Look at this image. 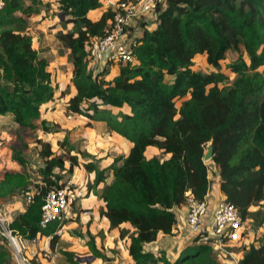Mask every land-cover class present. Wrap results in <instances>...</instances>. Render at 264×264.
<instances>
[{"label": "trees", "instance_id": "trees-1", "mask_svg": "<svg viewBox=\"0 0 264 264\" xmlns=\"http://www.w3.org/2000/svg\"><path fill=\"white\" fill-rule=\"evenodd\" d=\"M55 2L65 28L57 36L72 63L74 91L67 110L86 118L88 125L105 123L132 146L104 168L97 161L78 163L77 155L67 165L45 138H38L43 163L37 170L15 150L13 159L22 170L3 172L0 199L17 195L25 210L15 213L9 228L33 239L66 227L69 220L41 226L44 198L83 163L95 174L88 189L102 190L100 217L107 219V229L124 223L135 227L127 245L132 264H223L213 245L197 238L173 260L165 250L156 255L146 246L161 234H176V210L185 206L189 193L204 200L211 184L243 218L264 200V0H166L144 17L137 34L130 31L133 24L126 27L134 62L120 63L112 78H107L110 66L98 72L91 67L95 42L112 29V8L103 0ZM42 5V0H8L0 11V115L10 113L19 127L35 128V121H41L52 133L62 129L47 126L44 114L57 98V86L49 59L29 33L33 15L44 21ZM94 10L103 11L97 20L89 17ZM69 24L72 28L66 30ZM230 54L235 57L229 59ZM199 56L206 57L212 70L194 68ZM228 59L233 80L222 70ZM210 141L214 154L205 162ZM149 147L162 156L148 155ZM82 152V158L88 155ZM263 223L264 214L258 224ZM91 225L92 219L85 231L73 235L86 239L92 256L105 259ZM59 239L57 235L53 247ZM8 245L0 228V264H17ZM63 253L70 264H82L76 252ZM240 264H264V241L251 243Z\"/></svg>", "mask_w": 264, "mask_h": 264}, {"label": "rangeland", "instance_id": "rangeland-1", "mask_svg": "<svg viewBox=\"0 0 264 264\" xmlns=\"http://www.w3.org/2000/svg\"><path fill=\"white\" fill-rule=\"evenodd\" d=\"M105 3V7L109 9L110 7L114 11L117 6L116 3L118 0H103ZM43 5L41 6V9L43 10V20L40 16L33 15L30 18V28L29 33L34 37V40L38 43L39 47L42 51L47 54L51 68L53 69L54 73V83L57 86V98L51 102L48 106V108L45 111V114H47L49 111L53 112L52 118H45L46 121H48L50 128H60L62 130H53V132H46L43 128V124L41 121H35L36 127H19L14 125L13 128L8 129V133L0 139V177L2 176L3 172L7 169H20L22 168L17 165V163L13 159V154L15 150H20L25 155L29 157L31 160V167L33 170H37L40 165H42L43 160L39 154L40 152V146L38 143V138H45L46 140L51 141L52 148L55 149V151L58 153V155L61 157L63 161L67 165H70L71 163V156L77 155L78 159L81 158L79 162H87V161H101V159H92L90 158V154L82 156L79 154L81 151L79 146L80 143L83 146V139H86L85 133L91 135L92 137L99 132L100 135L105 138V140H109L108 143L116 144L117 142L114 140L111 135H109L106 131L107 127L105 124H100L98 126H89L88 120L84 117H82L79 114L70 113L67 110V107L65 104H67L68 97L73 92V85L71 82V76H72V63L70 61V56L68 50L63 46V44L59 41V38L57 36L58 31L64 29L63 25H61L60 18L58 16V5L56 4L55 0H42ZM49 4V6H48ZM91 16H94V14H91ZM72 28V24L68 25V28L66 30H69ZM235 57V55H234ZM233 55H229V59L234 58ZM229 59L226 61H222V70L225 71L228 75L230 80H233L236 77V74H233L228 70V64ZM194 68L196 70L204 69L207 71L212 70V67L207 63L205 56H199L195 60V66ZM98 69V68H96ZM63 93L65 94L64 96ZM180 104V103H179ZM178 104V105H179ZM44 114V115H45ZM56 117V118H55ZM87 124L85 126L88 127H80L84 125V123ZM51 123H54L52 126ZM110 131V130H109ZM84 132V133H82ZM80 133V134H79ZM83 134V137L81 135ZM118 135V134H117ZM68 138V144L65 142V139ZM123 138V137H122ZM124 139V138H123ZM73 145V150H70L71 145ZM98 149L102 147V145H98L96 143H93ZM152 149H157L156 147H150L151 151ZM147 150V151H148ZM83 153V152H82ZM161 156L162 154L159 153ZM99 157V156H98ZM102 158V157H100ZM88 163V162H87ZM81 165H78L75 167L76 172L81 175V168L83 167V163ZM106 164V163H104ZM74 170V171H75ZM85 172L87 170L85 169ZM88 173V172H87ZM110 175V174H109ZM69 176V174L66 175V177ZM86 190V196L83 199L85 201L86 198H88L93 190H89L88 187L85 188ZM22 198L14 195L8 199H0V214H4V211H10L12 205L15 202L21 201ZM23 201V200H22ZM24 202V201H23ZM82 206V202H79V207ZM78 207V208H79ZM95 207V206H94ZM93 207V208H94ZM78 210V209H77ZM18 210H12V213H17ZM251 212L253 213L251 216H249L248 221L246 223V231H248L247 237L245 238V243L247 245H251V243H254V245H260L264 241V223L259 225L258 222L262 221V216L264 214V200L261 201L258 205L254 206L251 209ZM78 224V228L85 225L88 220H84ZM83 228V227H82ZM98 229L101 231L99 232V244L102 245V249L105 255V259H95L92 258V255L90 253H87V249L84 245L85 240L82 238L72 236L71 233L68 235H71L72 238H70L69 241H65L66 237L59 239L58 243V249L55 251L57 252V255L54 256L52 263L53 264H67V257L64 255L63 250L67 251H75L80 256V262L83 264H115V263H124L125 258L128 257V255L125 254L123 251V246H125V240L120 239V235L117 233L116 229L109 230L105 229V226L100 224L98 226ZM99 231V230H97ZM121 233V231H120ZM67 235V236H68ZM173 236V235H170ZM121 242V243H120ZM10 248L11 253L13 254V257L15 256V250L11 245H8ZM248 246V247H249ZM101 247V246H100ZM245 247V248H243ZM247 246H233V247H227V254L219 253V251L216 250V257L223 263V264H240V259L237 260V256L234 257L235 253H238L240 251H245ZM15 258V257H14ZM15 262V259H14ZM16 263V262H15Z\"/></svg>", "mask_w": 264, "mask_h": 264}, {"label": "built area", "instance_id": "built-area-1", "mask_svg": "<svg viewBox=\"0 0 264 264\" xmlns=\"http://www.w3.org/2000/svg\"><path fill=\"white\" fill-rule=\"evenodd\" d=\"M8 0H0V11ZM166 0H118L114 10L112 29L108 34L95 42L92 52L105 54V65L128 63L133 61V49L126 40V27L133 24L140 16L152 14L157 6ZM99 69V67H97ZM95 69V72L99 70ZM69 175L61 187L50 189L42 207L41 226L46 228L55 220H76V206L86 196V190L75 181V175ZM78 174H76L77 176ZM77 180V179H76ZM215 184H211L204 200L196 198L189 193L186 198L187 225L193 236L199 242H209L219 253L227 254V247L245 246L246 223L248 218H243L239 208L224 198L213 201L212 192ZM32 201V191L27 192L26 202ZM25 204V202H24ZM84 216L90 217L91 210H85ZM12 211L0 214V228L9 239L10 245L15 250L17 264H53L52 260L57 255L58 242L54 247L52 241L58 235H65V226L56 233L44 236L38 235L33 239H25L9 228L13 220ZM55 251H53V250Z\"/></svg>", "mask_w": 264, "mask_h": 264}, {"label": "crops", "instance_id": "crops-1", "mask_svg": "<svg viewBox=\"0 0 264 264\" xmlns=\"http://www.w3.org/2000/svg\"><path fill=\"white\" fill-rule=\"evenodd\" d=\"M102 12H103L102 10L90 11L89 17L92 18L93 20H97L102 15ZM91 14H94V16H91ZM144 17H146V16H140L136 20H134V22H133L134 28L130 30L131 33H133L132 35H135L138 33V31H140V29H139L140 28V22L144 19ZM153 27H155V26L152 25V28ZM131 33H129L127 35V37L129 39H130L129 36L131 35ZM129 39H128V41H129ZM38 44H39V42L37 43L35 41V46L39 50H41ZM42 52L48 58L47 54H45L44 51H42ZM105 57H106L105 54H96L94 60L91 63V67H93L94 70L97 67H99V69H98L99 71L102 70L104 68V65H105V62H104ZM119 68H120L119 64L110 66V73L107 76V78H112L114 75H116L119 71ZM65 105L67 107V104H65ZM53 112L49 111L47 114L44 115V117L45 118H47V117L52 118V116L54 115ZM70 113H72V112H70ZM54 116H56V115H54ZM46 124L49 125L48 122ZM86 124H87V122L84 123V125H82L80 127H84V128L88 129V127L85 126ZM97 124L100 125V124H105V123H103V122H92V126L93 125L98 126ZM14 125H16V127L18 126V124L14 121L13 116L10 113L5 114V115H0V139H2V137H4V135L8 133L7 130L13 128ZM51 125L53 126L54 123H51ZM89 126H91V125H89ZM109 130L110 129L107 127V129H106L107 133L109 135H111V137L114 138V140L117 142L116 144L108 143L109 140H105V138H103L100 135V133L97 132L93 137L91 135L89 136V134L85 133L86 139H83V141H81V142H83V146L81 143L79 146L81 151L86 152L87 154L88 153L90 154L91 160L92 159H97V160L101 159V161H99L100 168L108 167L113 162L115 157L128 154L129 149L132 146V143L129 140H127L125 138L123 139L122 137L117 136L114 132H112L111 130L109 131ZM82 133H84V132H82ZM81 137H83V134L81 135ZM93 143H96L99 146L102 145V147H100L98 149L95 145H93ZM149 150H150V147H149ZM149 150L147 151V154L151 155V156L152 155H158L160 153L159 149L158 150L152 149L151 151H149ZM79 154L82 156V154L80 152H79ZM100 157H102V158H100ZM80 160H81V158H79V161ZM87 162H89V161H87ZM87 162L83 161L84 164ZM104 163H106V164H104ZM84 169L85 168L83 165V167L81 168V175H79L76 172V170L74 169L75 171L73 172V175H75V181L77 183H79V186L82 185V187L85 189L86 187H88V183L90 182L89 180L94 178L95 174L94 173H92V174L87 173V172H85ZM76 174H78V175L76 176ZM96 190L97 189L93 190L91 195L88 198H86L85 201H83V200L81 201L82 206H80V207H79V205L76 206V211H77L76 212L77 213L76 220L69 222V224L65 228V235H63V237H66L65 241H69L70 238H72V236H75V235H73L74 230H79V229H82L83 231L86 230L85 225L82 226L83 228L80 227L79 229H77L78 224L80 223L79 220H81V222H82L83 219L88 220V221H90L92 219L91 230L94 234H96L97 243L99 246H101L102 253H104L103 249H102V245L99 244L100 241H99L98 236H99V232L101 230L98 229V226H100V224L102 223V225L105 226V229H106L108 226V221L106 218L100 217V209L102 208L104 203L102 202V200L99 197V194L101 193L102 190H100V189L97 191ZM211 198L215 202L223 198V195L218 191V186H216V190L212 192ZM10 205H12L10 211L18 210L20 212H23L25 210V204L22 200L15 202L13 204H10ZM85 210H91L92 215L90 217L84 216L83 212ZM4 212H8V211H4ZM176 214H177V217L179 219V227L176 231V234H174L173 236L161 234L155 243H152V244H149L146 246V250L151 251V252L155 253L156 255H158L160 250H165L167 252V257L169 259L173 260L174 257H176L179 254V252L184 248V246L188 245V243L191 241L193 236L191 235L190 229L187 225V219H186L187 208L184 206L181 209H177ZM12 215L14 217L15 214L12 213ZM97 230H99V231H97ZM116 231L120 235V239L123 240V238H124V240L126 242L125 246H123V251L125 252L126 255H128V257L125 258V261L123 264H132L133 261L131 260V257L129 255L127 245H128V240H129V238H128L129 234L132 233L133 231H135V227L131 226L130 224L124 223L121 225L120 228H116ZM120 231L123 233V235H121L122 233H120ZM68 233L69 234L71 233L72 236L68 235ZM63 237L60 238L61 241H62ZM83 240H85V242H86V239H83ZM85 242H84V245H85L86 249L88 250L87 253H90V255H91V252H90L89 248L86 246ZM245 246H247V248H248L249 245L246 244ZM243 248H245V247H243ZM244 252L245 251L243 250V251H240L238 253H235L234 257L237 256L236 258L238 260V259L243 257ZM76 254H78V253H76ZM95 259L101 260L99 258H95ZM67 261H68V259H67ZM67 264H70L69 261L67 262ZM115 264H122V263H115Z\"/></svg>", "mask_w": 264, "mask_h": 264}, {"label": "water", "instance_id": "water-1", "mask_svg": "<svg viewBox=\"0 0 264 264\" xmlns=\"http://www.w3.org/2000/svg\"><path fill=\"white\" fill-rule=\"evenodd\" d=\"M213 154H214V146H213V142L210 141L208 144V148H207L205 155H204V161L205 162L210 161L213 158ZM92 258H95V257L92 256Z\"/></svg>", "mask_w": 264, "mask_h": 264}, {"label": "bare ground", "instance_id": "bare-ground-1", "mask_svg": "<svg viewBox=\"0 0 264 264\" xmlns=\"http://www.w3.org/2000/svg\"><path fill=\"white\" fill-rule=\"evenodd\" d=\"M124 142V141H123ZM122 146V145H121ZM126 150V149H125ZM92 176V175H91ZM22 209V208H21Z\"/></svg>", "mask_w": 264, "mask_h": 264}]
</instances>
